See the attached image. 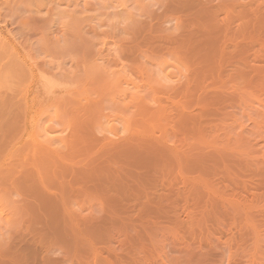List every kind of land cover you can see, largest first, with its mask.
Masks as SVG:
<instances>
[{
	"label": "rangeland",
	"instance_id": "rangeland-1",
	"mask_svg": "<svg viewBox=\"0 0 264 264\" xmlns=\"http://www.w3.org/2000/svg\"><path fill=\"white\" fill-rule=\"evenodd\" d=\"M0 264H264V0H0Z\"/></svg>",
	"mask_w": 264,
	"mask_h": 264
}]
</instances>
